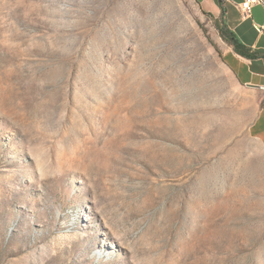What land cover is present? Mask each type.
Returning <instances> with one entry per match:
<instances>
[{"label": "rangeland", "instance_id": "1", "mask_svg": "<svg viewBox=\"0 0 264 264\" xmlns=\"http://www.w3.org/2000/svg\"><path fill=\"white\" fill-rule=\"evenodd\" d=\"M195 0H0V264H264L259 93Z\"/></svg>", "mask_w": 264, "mask_h": 264}, {"label": "crops", "instance_id": "2", "mask_svg": "<svg viewBox=\"0 0 264 264\" xmlns=\"http://www.w3.org/2000/svg\"><path fill=\"white\" fill-rule=\"evenodd\" d=\"M205 11L220 17L222 28L233 33L239 42L255 53L248 57L234 51L228 43L224 60L238 84L259 93V109L252 123L254 135L264 146V0L252 7L251 14L241 17L242 0H195Z\"/></svg>", "mask_w": 264, "mask_h": 264}, {"label": "trees", "instance_id": "3", "mask_svg": "<svg viewBox=\"0 0 264 264\" xmlns=\"http://www.w3.org/2000/svg\"><path fill=\"white\" fill-rule=\"evenodd\" d=\"M221 32L224 36V39L228 43L233 45L235 52L242 54V55H245V56H248V57H253L256 55L255 53L250 52L249 48L247 46H245L244 44H242L241 42H239L237 40V38L234 36V34L229 32L227 29L222 28Z\"/></svg>", "mask_w": 264, "mask_h": 264}, {"label": "built area", "instance_id": "4", "mask_svg": "<svg viewBox=\"0 0 264 264\" xmlns=\"http://www.w3.org/2000/svg\"><path fill=\"white\" fill-rule=\"evenodd\" d=\"M262 1L258 0H242L241 3L239 4L240 12H241V17L245 18L251 14L252 7L260 3Z\"/></svg>", "mask_w": 264, "mask_h": 264}, {"label": "bare ground", "instance_id": "5", "mask_svg": "<svg viewBox=\"0 0 264 264\" xmlns=\"http://www.w3.org/2000/svg\"><path fill=\"white\" fill-rule=\"evenodd\" d=\"M258 1H262V0H258Z\"/></svg>", "mask_w": 264, "mask_h": 264}]
</instances>
